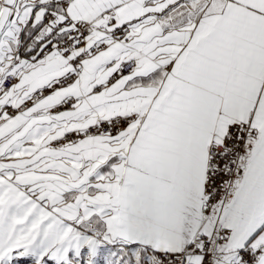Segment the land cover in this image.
Wrapping results in <instances>:
<instances>
[{
	"label": "snow or ice",
	"instance_id": "6c2138e0",
	"mask_svg": "<svg viewBox=\"0 0 264 264\" xmlns=\"http://www.w3.org/2000/svg\"><path fill=\"white\" fill-rule=\"evenodd\" d=\"M0 264H264V0H0Z\"/></svg>",
	"mask_w": 264,
	"mask_h": 264
}]
</instances>
